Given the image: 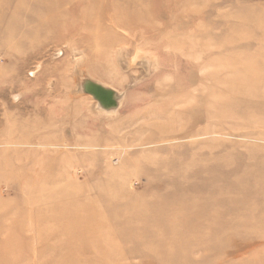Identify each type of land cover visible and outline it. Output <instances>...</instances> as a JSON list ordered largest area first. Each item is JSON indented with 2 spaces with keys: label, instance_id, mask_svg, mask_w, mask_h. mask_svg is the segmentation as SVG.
I'll return each instance as SVG.
<instances>
[{
  "label": "rangeland",
  "instance_id": "374dc122",
  "mask_svg": "<svg viewBox=\"0 0 264 264\" xmlns=\"http://www.w3.org/2000/svg\"><path fill=\"white\" fill-rule=\"evenodd\" d=\"M262 257L264 0H0V264Z\"/></svg>",
  "mask_w": 264,
  "mask_h": 264
},
{
  "label": "water",
  "instance_id": "95a60500",
  "mask_svg": "<svg viewBox=\"0 0 264 264\" xmlns=\"http://www.w3.org/2000/svg\"><path fill=\"white\" fill-rule=\"evenodd\" d=\"M77 82L79 91L91 96L96 101L99 110L110 113L119 108L122 94L114 88L92 79L83 71L78 72Z\"/></svg>",
  "mask_w": 264,
  "mask_h": 264
},
{
  "label": "bare ground",
  "instance_id": "6f19581e",
  "mask_svg": "<svg viewBox=\"0 0 264 264\" xmlns=\"http://www.w3.org/2000/svg\"><path fill=\"white\" fill-rule=\"evenodd\" d=\"M149 15H150V13H143L142 16H140L139 18H141L140 20L148 19V18L150 17ZM236 83H242V81L238 80V81H236ZM224 84L227 85V80L224 82ZM241 86H242V85H240V86L238 85V86H237V89L242 90ZM216 106H217V105H216ZM214 107H215V105H212V106H211V109L214 108ZM254 227H255V226H254ZM256 227H257V226H256ZM256 227H255V228H256ZM256 229H257V228H256ZM253 230H254V229H253ZM260 234H261V233H260ZM260 236H261V235H260ZM204 243H206V242H204ZM208 243H209V242H208ZM208 243H207V244H208ZM199 244H200V243H199ZM199 244H195V246L192 247V251H193V250H194V251H197V250L199 249V247L203 245V244H202V245H199ZM209 244H210V243H209ZM204 246L207 247L205 244H204ZM208 249H209V248H208ZM208 249H207V250H208ZM257 255H258V254H257ZM262 258H263V257H262ZM256 259H257V258H256ZM263 259H264V258H263ZM182 261H183V259H182ZM254 261H255V259H254ZM257 261H258V260H257ZM261 261H262V260H261ZM263 261H264V260H263ZM120 262H121V261H120ZM198 263H199V262H198ZM258 263L261 264L260 262H258ZM251 264H252V263H251Z\"/></svg>",
  "mask_w": 264,
  "mask_h": 264
}]
</instances>
